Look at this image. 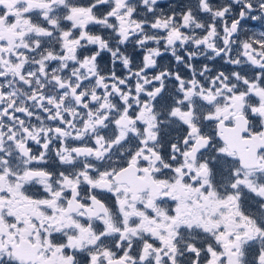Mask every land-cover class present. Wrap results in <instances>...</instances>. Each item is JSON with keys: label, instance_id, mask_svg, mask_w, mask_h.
Returning <instances> with one entry per match:
<instances>
[{"label": "snow or ice", "instance_id": "6c2138e0", "mask_svg": "<svg viewBox=\"0 0 264 264\" xmlns=\"http://www.w3.org/2000/svg\"><path fill=\"white\" fill-rule=\"evenodd\" d=\"M0 264H264V0H0Z\"/></svg>", "mask_w": 264, "mask_h": 264}]
</instances>
